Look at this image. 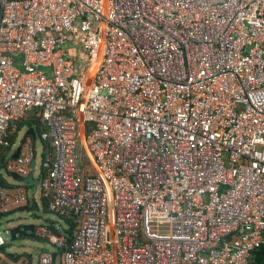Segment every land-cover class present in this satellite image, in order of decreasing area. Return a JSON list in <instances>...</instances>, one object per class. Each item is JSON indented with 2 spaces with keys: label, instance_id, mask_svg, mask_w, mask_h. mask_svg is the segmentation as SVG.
Here are the masks:
<instances>
[{
  "label": "built area",
  "instance_id": "built-area-1",
  "mask_svg": "<svg viewBox=\"0 0 264 264\" xmlns=\"http://www.w3.org/2000/svg\"><path fill=\"white\" fill-rule=\"evenodd\" d=\"M34 112L43 131L8 160L20 181L0 182V215L33 206L47 143L37 193L77 230L34 234L64 264H255L264 0H0V152Z\"/></svg>",
  "mask_w": 264,
  "mask_h": 264
},
{
  "label": "rangeland",
  "instance_id": "rangeland-1",
  "mask_svg": "<svg viewBox=\"0 0 264 264\" xmlns=\"http://www.w3.org/2000/svg\"><path fill=\"white\" fill-rule=\"evenodd\" d=\"M19 63L21 62V59L17 60ZM18 68H21V65H16ZM27 129H23L17 139L15 140V146L13 149H17L19 146L20 141L22 140L23 136L26 134ZM27 137H30L27 135ZM30 138H26L25 142H28ZM50 146L46 143L44 145L41 141H38L36 143V162H37V170L35 173V179L38 180L40 178L41 173L43 172L46 174V170L43 169L42 171V164L44 162L45 156L50 154ZM4 177L7 178L8 182L11 184H16L14 181H12L9 176L6 175L5 172H3ZM29 199L32 202V205L34 203L38 204V210L34 212L33 206H28L30 208V212L20 213L19 209H15L12 211V215H5L4 218L0 221L1 227L4 229V231L9 230L13 223L21 220L22 222H25L26 224H31L34 226V229H36L39 226L46 227L48 230H50L54 235L57 237L59 234L61 236H65V234L69 231L70 227L65 218L60 217L58 215H55L53 213H50L45 208V204L41 198V192L39 189V192L33 196L32 192L29 193ZM75 223V218H70L69 221H72ZM10 224V225H9ZM75 230V229H74ZM35 232V231H34ZM48 237H38L35 234H33L32 238H17L15 241H11L8 235H5V241L6 245L3 248V254H0V264H3V256L6 260L11 261V257L14 259H17L16 262H12V264H39L40 263V257L42 254H45V251L47 250L51 255H56V264H64L63 263V252L62 250L54 245L51 244V242L48 240ZM6 264V263H5Z\"/></svg>",
  "mask_w": 264,
  "mask_h": 264
},
{
  "label": "water",
  "instance_id": "water-1",
  "mask_svg": "<svg viewBox=\"0 0 264 264\" xmlns=\"http://www.w3.org/2000/svg\"><path fill=\"white\" fill-rule=\"evenodd\" d=\"M26 135H30L32 136L34 139H36V131L34 129H28L26 132ZM21 152V147L17 148V152L14 154L13 158H17L19 156ZM35 165H36V161H33L31 168H32V173L30 174V176L24 180V184L31 186V192L32 195L35 196L37 194V190H38V185H39V181L34 179V173H35ZM11 179L15 182L20 181L19 177L17 175L12 174L11 175ZM33 208H34V212H36L38 210V204L34 203L33 204ZM20 213H25V212H30V208L29 207H24L19 209ZM9 215H12V213H10ZM4 218L3 215H0V221ZM10 225V224H9ZM8 232V237L10 238L11 241H15L17 238H32L33 234H34V226L31 224H26L25 222H22L21 220H18L16 222L13 223V226L7 230ZM62 252H64L62 250ZM45 253H48V251L46 250ZM54 258L56 259L57 256L54 255ZM261 259L260 262L257 261V258L255 260V264H264V252H262L260 254Z\"/></svg>",
  "mask_w": 264,
  "mask_h": 264
},
{
  "label": "trees",
  "instance_id": "trees-1",
  "mask_svg": "<svg viewBox=\"0 0 264 264\" xmlns=\"http://www.w3.org/2000/svg\"><path fill=\"white\" fill-rule=\"evenodd\" d=\"M30 127V128H34L35 130H36V133H38V134H41V132L43 131V129H42V124H41V118H40V115L39 114H37V112H34V113H31L29 116H28V119L26 120V121H24L23 123H22V125H21V128H23V127ZM12 142L14 143V140H12ZM46 145H47V143H46ZM50 149V148H49ZM9 150L10 149H7V150H5V151H2V152H0V182H1V185L2 186H4V187H7V188H10V187H13V186H11V185H9L7 182H6V180H5V178H4V174H2L4 171H5V169H6V165H7V162H8V160L11 158V156L9 155ZM44 177L46 176V174L44 173V175H43ZM43 202H44V204H45V208H46V210H48L49 211V209H48V202L45 200V199H43ZM74 218V215H68V216H66V217H63V218H65V220L67 221V223L69 224V227H70V229H69V231L65 234V236H61L60 234H59V238H67L68 240H71L72 238H73V236H74V234H75V232H76V230H77V223L75 222H73V220L72 221H69V219L70 218ZM75 229V230H74ZM34 231H35V229H34ZM49 232L52 234V235H54L50 230H49ZM56 236V235H55ZM49 240V239H48ZM3 250V249H2ZM2 250H0V253H2ZM260 257V254L259 255H257V261L258 262H260L261 261V259L259 258Z\"/></svg>",
  "mask_w": 264,
  "mask_h": 264
},
{
  "label": "crops",
  "instance_id": "crops-1",
  "mask_svg": "<svg viewBox=\"0 0 264 264\" xmlns=\"http://www.w3.org/2000/svg\"><path fill=\"white\" fill-rule=\"evenodd\" d=\"M16 152H17V149H10V150H9V155H10L11 157H13L14 154H15ZM2 174H3V173H2ZM6 175H7V173H6ZM7 176H8V175H7ZM4 178H5L6 182H7L9 185L14 186L13 183L10 184V183L8 182V180H7L6 177H4ZM10 213H12V211L9 212L8 214H4L3 216H5V215H9ZM2 251H3V250H2ZM0 254H3V252L0 253ZM10 259H11V261H10V260H6L5 257L3 256V262H2V263H3V264H5V263H6V264H12L11 262L14 261V258L11 257Z\"/></svg>",
  "mask_w": 264,
  "mask_h": 264
},
{
  "label": "flooded vegetation",
  "instance_id": "flooded-vegetation-1",
  "mask_svg": "<svg viewBox=\"0 0 264 264\" xmlns=\"http://www.w3.org/2000/svg\"><path fill=\"white\" fill-rule=\"evenodd\" d=\"M262 252H264V250H263V251H260L259 254H261ZM259 254H258V255H259ZM16 260H17V259H14L15 262H16ZM14 261H12V262H14ZM12 262H11V263H12Z\"/></svg>",
  "mask_w": 264,
  "mask_h": 264
}]
</instances>
